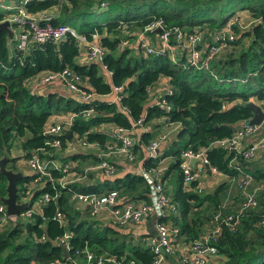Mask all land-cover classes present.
I'll return each mask as SVG.
<instances>
[{"label":"trees","instance_id":"1","mask_svg":"<svg viewBox=\"0 0 264 264\" xmlns=\"http://www.w3.org/2000/svg\"><path fill=\"white\" fill-rule=\"evenodd\" d=\"M22 1L13 2L17 7ZM102 2L107 3L105 8L100 7ZM2 3L0 0V7ZM23 6L30 15L56 11L50 20L53 26H69L79 19L84 20L90 13L106 14L108 21L85 23L89 29L81 35L77 34L90 42L96 35L104 56L99 64L80 65L77 62L80 41L70 34L59 42L29 43L24 50H20L17 38L9 39L5 32H1L0 158L5 156L7 164L15 162L10 157L15 145L21 150L23 160L33 150L48 148L46 144L55 139L60 140L62 148H65L71 143L67 134L56 138L45 136L43 132L52 117L67 112L79 114L87 109L93 111L89 118L77 116L69 131L87 144H96L99 150L111 140L109 132L99 131L104 125L131 132L139 121L144 126L152 118L166 117L168 123L179 125L177 141L185 139V145L174 150L178 144L175 142L164 155L147 158L142 164L144 171H150L157 169L164 157H170V165L162 175L166 177L171 171H176L177 185L170 194V200L176 206L178 215L163 221L177 227V239L188 244L198 238L202 226L211 223L218 211L223 215L237 214L241 203L238 188L236 194L231 195L232 204L226 206L223 203L228 196L227 184L218 186L213 193L200 195L196 188L197 180L184 185L180 155L182 151L209 148L214 142L231 137L241 122L252 117L246 105L249 102L257 105L264 103V0H27ZM5 10L10 12L6 7ZM12 11L17 12L16 8ZM237 11H247L255 22L245 31L232 24L233 39L226 38L222 50L205 66L208 47L213 46L212 35L231 23ZM5 18L6 14L0 12V23ZM159 20L163 21L165 29L179 28L186 33L203 32L208 36V45L196 47L201 53L198 63H190V54L186 50H177L173 62L167 52L145 57L142 49L136 53L127 45L121 46V42L131 39L125 35L128 33H123V24L128 31H144ZM146 34L153 36L155 32ZM170 44L179 49L174 38L170 39ZM66 69L80 77V88L84 92L95 95L89 104L77 102L76 98L51 93L38 95L29 90L27 82L32 77L44 73L58 74ZM102 69L110 74L109 81L102 75ZM161 78L169 83V92L161 97L169 106V111L157 106L146 109L149 90ZM114 87H121L119 102L96 99L112 94ZM150 135L147 131L142 132L141 145H148ZM138 150L137 144H134L133 154ZM206 157L209 165L219 173L229 178L238 177V171L229 166L233 155L225 149L212 146ZM65 160L77 162L79 167L100 162L96 154L86 151L68 155ZM252 162L239 161V164L245 173L251 175L253 189L264 185V169ZM53 176L57 178L59 174L54 173ZM33 179V176H23L17 181L18 190L21 191L24 184L31 183ZM90 180V184H73L69 189H63L60 198L51 200L42 209V214L33 215L26 221L15 220L8 231L2 232L0 264H71L63 261L60 245L55 244L64 233L71 235L70 255L76 249L88 248L97 255L151 264L154 255L144 243L132 245L120 241L114 229L96 227L95 222L81 216L67 200L72 192L102 195L117 191L120 196L132 194L130 201L148 202L147 183L141 175L134 173L111 179H95L90 174ZM6 184L5 177L0 173V198L6 195ZM48 187V183L41 189L38 186L39 190L32 193L30 202L44 193L53 194ZM256 200V207L242 213L235 231L223 226L216 244L219 264L264 263V191L258 193ZM58 210L66 221L61 226L54 220ZM42 236H45V242L39 241Z\"/></svg>","mask_w":264,"mask_h":264},{"label":"built area","instance_id":"2","mask_svg":"<svg viewBox=\"0 0 264 264\" xmlns=\"http://www.w3.org/2000/svg\"><path fill=\"white\" fill-rule=\"evenodd\" d=\"M27 0H23L19 6L16 7L17 14L12 19L13 24L23 29V32L18 38L17 48L24 50L29 43L44 44L46 42H59L66 38L68 34L72 35L80 42L86 41L88 59L90 61L102 62L104 56V50L97 44L90 43L84 37L77 35V33L66 25L53 26L50 23L51 16L46 13H40L36 16L30 15L26 12L23 4ZM106 2H102L100 7L105 8ZM254 21H248L246 23V29H248ZM234 24L232 21L223 29L215 32L212 35L213 46L208 47V53L204 59V65L208 63L219 51L222 50L226 38L233 39V35L230 30V26ZM127 26L123 24L122 31L125 33ZM159 30L160 45L157 48L144 46L143 50L145 55L159 56L166 52L169 53L172 61H175L173 56L174 49L186 50L190 54V63L195 65L201 59V53L196 49L197 46L203 44L202 33H186L179 28L165 29L163 21L159 20L144 29V32ZM174 38L179 44L173 48L170 44V39ZM95 36H93L94 41ZM121 46H126V42H121ZM58 82L61 84L67 93L73 95L77 101L82 104L90 103L91 99L95 96L91 93L84 92L80 87L82 81L80 77L69 69L64 70L61 73L53 74H39L32 77L28 84H32L35 88L43 87L44 85ZM121 91V87L113 88V93L116 95L115 100L120 101L118 92ZM155 106L169 111V106L161 99L154 104ZM260 108L263 112V120L258 126L248 124V121L241 122L235 129L231 137L219 140L213 143L212 146L225 149L233 157L229 162V166L238 171L241 179L237 184V188L241 195L240 207L237 210L235 216L228 214L223 215L221 211H218L212 218L211 227L207 228L203 236L195 241L185 244L186 255H181L176 250V239L179 234V229L174 227L166 220L169 213L176 212V206L172 204L163 182L158 181L155 176L157 169H151L150 171H142L141 177L149 186L148 202L141 201L140 203L125 202L117 191H110L106 194L96 195L90 193H70L69 204L73 207L80 208L85 211L91 217H100L103 213H108L111 222L118 227H125L130 224H136L148 217L150 214L156 216L155 230L156 238L152 241L151 252L153 253V261L151 264H166L168 259L175 258L178 264H210V260L217 256L216 244L223 231V226L228 227L230 230L235 231L239 224L240 217L245 210L256 207L257 195L259 192L264 191V185H258L252 189L253 179L251 175L244 174L239 161L250 162L254 160L256 154L259 151L264 150V136L254 142L253 145L248 146L246 141L252 135L258 136L264 132V103H261ZM93 111L90 109L83 110L79 114L71 115L66 119H58L53 123H49L43 132V135L48 137L59 138L64 134H67L72 127L74 119L77 116L83 118H89ZM142 125L141 121L137 124ZM179 126V125H178ZM129 131L122 128H116L110 132L112 142L105 144L102 150H99L96 144H87L84 139H77L76 136L71 137L70 140L74 142L78 141V148L90 150L97 148L96 153L100 162L96 165H88L87 167L79 168L72 162L62 163L59 162L58 154L62 152V142L55 139L51 143H47L48 148H40L30 152L26 159V164L29 170L32 172L33 179L29 184V187L37 185L43 188L46 183L49 184V190L51 193H44L41 195L31 206L21 215L23 221L29 220L36 214H42V209L48 205L52 200L59 199L62 194L60 191L63 189H69L73 184H85L90 179V174H100V177H114L116 175V167L111 163V158L114 154H122L127 160H134V154L132 152L133 141L128 136ZM77 139V140H76ZM70 144V143H69ZM193 151L191 149L181 152L180 168L183 175L184 185L191 184L197 180V176L204 169L206 165L209 166V170L213 173H219V171L209 165L206 157L207 151L212 147ZM157 142H151L148 145V158L156 157ZM96 149V150H97ZM191 159L197 160L199 164L192 167L189 163ZM159 172V171H158ZM163 172V171H162ZM162 172L160 171L162 176ZM54 173H58L59 176L55 178ZM198 191H200L198 189ZM88 207V209H87ZM9 220L15 221L16 217H12L6 211V207L0 203V228L8 223ZM54 220L61 226L65 223L63 213L56 211ZM71 235L64 233L63 236L55 241L57 245H66L68 254L71 251L69 246V240ZM39 241L45 242V236H42ZM71 264H137L134 260L125 261L124 259L118 260L115 257H107L104 255H97L91 252L88 248L76 249L69 254L68 260ZM56 262L54 264H58Z\"/></svg>","mask_w":264,"mask_h":264},{"label":"crops","instance_id":"3","mask_svg":"<svg viewBox=\"0 0 264 264\" xmlns=\"http://www.w3.org/2000/svg\"><path fill=\"white\" fill-rule=\"evenodd\" d=\"M6 8L10 11L14 10L16 8L15 3L12 1L11 5L6 7ZM42 13H46L50 16H53L56 14V11L51 10V11L42 12ZM16 14H17V12H16ZM36 15H38V14H36ZM36 15H33V16H36ZM6 17L7 18H5V20H3L2 22L9 21L11 23V26L13 28L14 38H16L15 28L13 27V21H12V19L15 17V15H6ZM17 27H18L19 33L21 34L23 32V29L19 26H17ZM125 33H128V34H125ZM125 33H124L125 35H127L131 38V39H128V42H126L127 47L132 49L136 53H139L138 51H140V49H142V55L145 57H146V55H145L144 50H143L144 46H150V47L157 48L160 45L159 32H158V34L155 33L152 36V35L146 34L147 32H144V31H137L135 29L128 31V29L126 28ZM202 34H203V41H202L203 44L208 45V43H205V41H204V33L203 32H202ZM93 36H95L96 39H94V41L92 40L90 43L97 44L98 43V37L96 35H93ZM15 42H17V41L15 40ZM87 45H88V42H86V41L80 42V54L77 58V62L80 65L92 64V63L99 64L96 61H90L88 59ZM203 48H204V46H203ZM176 51L177 50L174 49V53H173L174 58H175L176 54L178 53V51L177 52ZM175 52H176V54H175ZM102 71H103L102 75L105 77L106 81H109L110 77H111L110 74L103 69H102ZM27 86H28L29 90L34 94L38 93V95H46L48 93L49 94L51 93V94H55L59 97H64V98L65 97L66 98L71 97L72 99L73 98L75 99V97L73 95H70L69 93H67L66 90L64 89V87L61 84H59L58 82H53V83H51L50 87H44V88H42V87L35 88L32 84H28ZM47 88H49L51 90H49ZM45 89H47V90H45ZM168 92H169L168 80H166L165 78H161L149 90L148 104L146 106V109L148 107L155 106L154 104H156V102L158 100H160L161 97ZM115 97H116V95L114 93H112L108 96H105L102 98H96V99H98L100 101H113V102L117 103V101L115 100ZM93 99L94 98H92L91 100H93ZM74 114L75 113L67 112L65 114H59L57 116H54L51 118L50 124L55 122V120L66 119V118H68ZM116 128L117 127L112 126V125H104V126L100 127L99 131L100 132H106V134L109 132V134H110V132L114 131ZM178 129H179V126L176 124L168 123L166 117L152 118V120L149 121L146 125L136 126V128H134L133 131L128 133V136L132 139L134 144H137L139 150L134 155L135 157H134V160H132V161L127 160L122 154H114L112 156L110 161L116 167V175L114 177H122L128 173H130V174L134 173V174L140 175L141 172L143 171V166H142L143 161L149 157L148 145L151 142H154V141L157 142L158 147L156 150V156L164 155V153L167 150H169L170 147H173V144L175 142H178L177 141V130ZM144 131L151 133L148 145H146V146L141 145V141H140L142 132H144ZM69 132L70 131H68V133ZM68 133H67L66 137H68ZM109 142H112V139ZM79 149H81V148H78V144H76L75 140H74V142L71 140V143L67 144L66 149H63L62 152H60L58 154L59 162H62V163L63 162L64 163L72 162L77 167H79L77 162L65 160V157L68 155H73L75 153H79V152L86 150V149H82V150H79ZM96 149L97 148H93V149L86 150V151H90L89 153L96 154L98 152V149L97 150ZM259 155H260V158H262V156L264 158V150H262ZM20 156L22 157V153L20 154ZM3 157H5V156H3ZM3 157H1V159ZM23 161H24V164H26V160H23ZM7 162L8 161L6 158V162H5V169L6 170H10L13 173H20L22 175V178H23V176H33L32 172L28 169V167H27V171H25L24 173H22L21 171H16L14 169H7V166L9 164V163L7 164ZM170 162H171L170 157H164L159 162L158 171L162 172V171H165L166 169H168ZM12 163H15V162H12ZM18 164H21V162H18ZM88 165H90V164H84V166H81V167L85 168ZM198 165L199 164L196 163V166H198ZM18 166L21 167V165H18ZM90 166H92V165H90ZM81 167H79V168H81ZM158 171L156 173L155 178L158 181H161V182L163 181L164 188L166 189V192L170 198V196H171L170 194H172L171 192L175 189V187L177 185V175L175 177V171H171L166 177H163V175L161 176V173H159ZM242 171L244 174H246L243 169H242ZM92 175H93V178H95V179H111V178H114V177H111V178L100 177V174H92ZM239 179H240V175H238L237 178H229L226 175H223V174L218 173V172L217 173H213L211 171L208 172L207 169L204 167V169L201 171V173H199L197 176L198 185L196 188H197V191H198V189L200 190L198 192L200 193V195L203 196V195L213 193V191L218 186H220L222 184H227L228 189H227L226 193L228 194V196L225 199V202L223 203L226 206V205L232 204V201L230 200V198H231V195H233L234 193L236 194L235 191L237 189V184H238ZM93 181H94V179H93ZM90 182H91V180L89 179V181L85 184H90ZM29 184H30V182L27 184H24L21 191L18 190V186H17V204L27 203L28 204L27 209L31 206V204H33L35 202V201L30 202V198L32 196V193L34 191L39 190L37 185H33L32 187H29ZM83 184H81V185H83ZM6 186H7V184H6ZM25 191H26V193H25ZM202 192H203V194H201ZM69 196H70V194L68 195V199H69ZM130 196H132V194L129 193V194H127V196H121V197L123 198V201H125V202H133V203H140L141 202L139 200L130 201V198H131ZM1 198H3V197H1ZM73 209L76 210L77 212H80V215L83 216L85 219L95 222L96 227H100V228L108 227V228L114 229V231H116L118 233V236L120 237V241L123 240L124 242H127V243L132 244V245H136V243L142 242L145 244L146 247L151 249L150 245H152V241H154V239L156 238L155 223H156L157 219L156 220L154 219V217H153L154 214H150L148 217H146L145 219H143L139 223L130 224V225L125 226V227H118L117 225H114L111 222V219L109 218V215L106 212L103 213L100 217H91L85 211L83 212L78 207H73ZM25 211L16 215L15 216L16 220H20L21 215ZM177 215H178L177 211L172 212V213H169L168 218H170V217L176 218ZM65 223H66V221H65ZM168 223H170V222L168 221ZM211 225H212V222L204 224L202 226L201 232H200L197 239L201 238L203 236L204 232L207 230V228L211 227ZM175 245H176V250L178 253H180L181 255L187 254V251L185 250V243H183L182 241L180 242V240L177 239V242ZM219 263H220V258L218 256H216L210 260V264H219ZM166 264H178V263H177L176 259L173 258V259H168Z\"/></svg>","mask_w":264,"mask_h":264},{"label":"rangeland","instance_id":"4","mask_svg":"<svg viewBox=\"0 0 264 264\" xmlns=\"http://www.w3.org/2000/svg\"><path fill=\"white\" fill-rule=\"evenodd\" d=\"M1 1H3V3H2V7H0V12H2L3 14H6V15H16V12L15 11H10L9 12V11H6L5 10V7L10 6L11 5V2L12 1H15V0H1ZM114 9L115 8L112 7V10L113 11H114ZM100 11L101 10H99L98 12H100ZM108 19H109V16H107L106 14H103L101 12L100 13H90V15L86 16V18L84 20L83 19H79L78 21H75L74 23H70L69 26L77 34H80L81 35V34H83L84 32H86L89 29V27L86 26L85 23H90V24L95 23V22L103 23V22L108 21ZM232 20L234 22V25H237L238 28L240 29V31H245L246 30V23L248 24V21L249 20L250 21H254L253 19H251L250 15L248 14L247 11H237V14L234 17H232ZM14 28H15V36H16V38H18L19 35H20L19 30H18V27L15 26ZM207 37L208 36L204 34V41H205V43H208V41H209V39ZM50 86H51V84H47V85H44L42 88H44V87H50ZM47 89H49V88H47ZM47 89H45V90H47ZM49 90H51V89H49ZM263 136H264V132L262 134L258 135V136L252 135V136H250L248 138V140L246 141V144L248 146L253 145L256 140L262 138ZM185 142H186L185 139L180 140L178 142L177 146L174 147V150L182 149L183 146L185 145ZM76 144H78V141H76ZM66 147L67 146H65V148H62V149H66ZM79 150H82V149H79ZM86 152H90V151H86ZM260 153H261V151H259L256 154L254 160L256 159V157H258V158L254 162H252L253 160H251V162L253 164L259 166L260 169H264V158H260V160H259V157H260L259 154ZM20 154H21V150L18 149L17 145H15L14 147H12V149L10 151V157L13 158V159H15L16 161H15V163L9 162V164L7 166V169H14L16 171H21L22 173H24L25 171H27V166H26L27 164H24L23 158L20 156ZM18 162H21V164H18ZM18 165H21V167L18 166ZM175 177H176V171H175ZM241 178L242 177H240V179ZM25 193H26V191H25ZM201 194H203V192ZM69 198H70V196H69ZM67 200H68V203H69L68 196H67ZM239 205H240V203H239ZM13 222L14 221L9 220L6 225H4L2 228H0V234L2 232L8 231L12 227ZM143 245L145 246V244H143Z\"/></svg>","mask_w":264,"mask_h":264},{"label":"water","instance_id":"5","mask_svg":"<svg viewBox=\"0 0 264 264\" xmlns=\"http://www.w3.org/2000/svg\"><path fill=\"white\" fill-rule=\"evenodd\" d=\"M159 30L160 28H157L154 32L158 34ZM1 32H5L9 39L14 38L13 28L9 21H4L0 23V33ZM246 108L249 109L252 113V117L248 121V124L253 126L260 125V123L263 120V112L260 106L255 104L254 102H249L246 105ZM71 136L72 133L69 132L67 138L70 139ZM5 162H6V157L0 159V173L5 177L7 181L6 196L1 198L0 202L6 207V211L8 212V214L12 217H15L16 215L25 211L28 207V204L27 203L17 204V181L22 178V175L20 173H13L10 170H6ZM189 163L192 167H194L195 163H197V160L191 159ZM205 168L207 169L208 172H210L208 165H206ZM153 217L156 220V216L154 215ZM60 248L63 252V261H67L69 257L67 246L61 245Z\"/></svg>","mask_w":264,"mask_h":264}]
</instances>
